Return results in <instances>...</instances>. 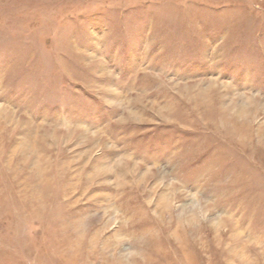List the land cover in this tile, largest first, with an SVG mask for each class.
Returning <instances> with one entry per match:
<instances>
[{"label": "rangeland", "instance_id": "374dc122", "mask_svg": "<svg viewBox=\"0 0 264 264\" xmlns=\"http://www.w3.org/2000/svg\"><path fill=\"white\" fill-rule=\"evenodd\" d=\"M0 264H264V0H0Z\"/></svg>", "mask_w": 264, "mask_h": 264}]
</instances>
